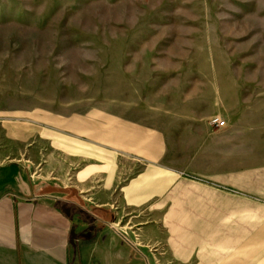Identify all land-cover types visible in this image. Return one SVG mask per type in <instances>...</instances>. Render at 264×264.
Listing matches in <instances>:
<instances>
[{
  "label": "rangeland",
  "instance_id": "1",
  "mask_svg": "<svg viewBox=\"0 0 264 264\" xmlns=\"http://www.w3.org/2000/svg\"><path fill=\"white\" fill-rule=\"evenodd\" d=\"M77 134L135 143L115 183L153 165L186 184L139 206L142 225L264 234V0H0V163L68 184ZM157 246L158 264L181 261ZM248 250L202 255L264 264Z\"/></svg>",
  "mask_w": 264,
  "mask_h": 264
},
{
  "label": "crops",
  "instance_id": "2",
  "mask_svg": "<svg viewBox=\"0 0 264 264\" xmlns=\"http://www.w3.org/2000/svg\"><path fill=\"white\" fill-rule=\"evenodd\" d=\"M82 135L65 140L80 165L71 170L68 184L60 176L38 183L18 169L27 166L0 163V264H158V244L170 254H182L181 261L172 257L175 264H233L202 254L264 252V234L251 232L249 222L230 226L237 236L202 231L178 235L171 234V227L164 235L142 225L132 214L139 206L158 204L166 190V203H178L175 189L186 184L170 175L159 179L163 170L153 165L134 179L115 183L135 143L116 138L99 145ZM47 164L43 169L48 170ZM197 201L202 205L206 198ZM202 210L195 214L199 220L205 217ZM123 211H129L128 219ZM123 221L130 225L127 231ZM191 254L199 255L195 259Z\"/></svg>",
  "mask_w": 264,
  "mask_h": 264
},
{
  "label": "built area",
  "instance_id": "3",
  "mask_svg": "<svg viewBox=\"0 0 264 264\" xmlns=\"http://www.w3.org/2000/svg\"><path fill=\"white\" fill-rule=\"evenodd\" d=\"M212 125L219 128L224 125V122L216 118L212 121Z\"/></svg>",
  "mask_w": 264,
  "mask_h": 264
}]
</instances>
